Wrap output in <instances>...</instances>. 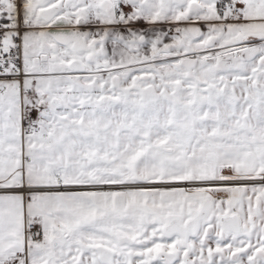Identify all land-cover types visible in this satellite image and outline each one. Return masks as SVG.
Segmentation results:
<instances>
[{
  "label": "snow or ice",
  "instance_id": "1",
  "mask_svg": "<svg viewBox=\"0 0 264 264\" xmlns=\"http://www.w3.org/2000/svg\"><path fill=\"white\" fill-rule=\"evenodd\" d=\"M0 264H264V0H0Z\"/></svg>",
  "mask_w": 264,
  "mask_h": 264
}]
</instances>
